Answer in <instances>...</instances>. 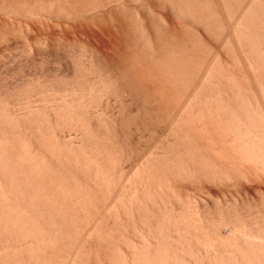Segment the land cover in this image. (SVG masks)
Returning a JSON list of instances; mask_svg holds the SVG:
<instances>
[{
    "label": "bare ground",
    "instance_id": "bare-ground-1",
    "mask_svg": "<svg viewBox=\"0 0 264 264\" xmlns=\"http://www.w3.org/2000/svg\"><path fill=\"white\" fill-rule=\"evenodd\" d=\"M0 13L31 21L40 58L63 56L0 92V264H264V0H0ZM154 126L133 154L126 135ZM181 182L246 198L211 209Z\"/></svg>",
    "mask_w": 264,
    "mask_h": 264
},
{
    "label": "rangeland",
    "instance_id": "rangeland-1",
    "mask_svg": "<svg viewBox=\"0 0 264 264\" xmlns=\"http://www.w3.org/2000/svg\"><path fill=\"white\" fill-rule=\"evenodd\" d=\"M158 7L156 6L155 8H154V11L155 12H157L158 10ZM157 10V11H156ZM4 14H1L0 13V18H1V20H0V92L2 91V90H4L5 88H13V87H15L16 85L18 86V85H20V84H22V83H24V81L25 80H28L29 78H33V76L35 75V76H37L38 74L40 75V70H42V68H43V65L45 66V59L47 58H44L43 56V58H42V60L44 59V62L42 63V60H41V58H40V56L41 55H38L37 54V52H38V50L40 51V52H38V53H41L42 51H43V49L42 48H38V50H37V48L35 49V46L37 45L36 43V45L34 44V42L35 41H37V39H34V36L31 34V33H26L27 31H26V27H25V25L27 24L26 22L28 21L29 23L31 22L30 20H27V19H25V18H23V17H19V16H13V15H10V16H7V15H4V16H6V17H4L3 16ZM11 18V20H10V18ZM151 17V16H150ZM149 17V18H150ZM6 18H8V19H6ZM151 19V18H150ZM13 20V21H12ZM2 23V24H1ZM28 23V24H29ZM19 24V25H18ZM195 27V28H194ZM184 28H186V30L184 29ZM190 28H192L191 26L190 27H183L182 29L185 31V32H187L186 34H185V37H187L186 39H187V41H188V39L190 38V36L193 34H191V32H192V30L190 29ZM193 28L194 29H198L199 31H200V27L199 26H193ZM190 29V30H189ZM2 30V31H1ZM182 32V33H185V32ZM19 32V33H18ZM189 32V33H188ZM6 34V35H5ZM28 34H30V35H28ZM27 37H25V36ZM28 35V36H27ZM187 35V36H186ZM6 36V37H5ZM59 36H61V38H64L63 37V35H61V34H59V33H57V35L56 36H54V37H52L53 38V40H54V38H56V40H55V42L54 43H60L61 42V39H60V37ZM5 37V38H4ZM33 37V38H32ZM185 37H183L184 38V40H185ZM31 38V39H30ZM41 38H43V37H41ZM57 38H58V40H60V42H57ZM6 39V40H5ZM28 40H32L33 41V51L34 52H32V50L28 53L27 52V46H26V41H28ZM63 40V39H62ZM207 41V42H206ZM7 42V43H6ZM185 43H186V41H184ZM205 42H206V44L207 45H209V47H211L210 49H211V52H210V54L212 55V54H214L213 52H215V51H219V52H216L217 54H219V55H221L222 56V58H224V59H226L228 62H229V64H230V66L233 68V69H235V70H239V69H241V71L242 70H244V67H243V69L241 68L243 65L241 64V63H239V62H236V61H233L234 59L233 58H230V56H231V53L230 52H227V50L225 51V49L224 48H222L221 46H220V42L216 39V38H212L211 39V36H209V37H205ZM25 44V45H24ZM38 47V46H37ZM221 47V48H220ZM21 48V49H20ZM26 49V50H25ZM41 49V50H40ZM224 49V50H223ZM214 50V51H213ZM59 50H57L56 51V53H58V54H56V55H54V56H50V57H48L47 59H46V63H47V61H50L49 63H48V65H50V66H46L47 67V69L49 70V69H51V67L53 66V63H55V64H57L58 62H57V60H58V58L59 57H63V56H60V54L62 55V53H60L61 51H59ZM210 51V50H209ZM221 53V54H220ZM59 57H58V56ZM16 56V57H15ZM57 57V58H56ZM232 57V56H231ZM56 58V59H55ZM51 59V60H50ZM63 59V58H62ZM52 60H53V63H51L52 62ZM61 59L59 58V61H60ZM15 62V63H14ZM232 62V63H231ZM4 64V65H3ZM42 64V65H41ZM47 65V64H46ZM35 67V68H34ZM48 67H50V68H48ZM235 67V68H234ZM57 69V65H55L54 66V68L52 67V69H51V71L53 70V71H55L56 69ZM239 68V69H238ZM55 69V70H54ZM246 69V68H245ZM247 70V72L249 71L248 69H246ZM245 70V71H246ZM50 71V70H49ZM37 72V73H36ZM37 75H36V74ZM28 77V78H27ZM30 80V79H29ZM20 81V82H19ZM3 82H4V84H3ZM22 82V83H21ZM26 82V81H25ZM7 83V84H6ZM16 85H15V84ZM15 85V86H14ZM12 86V87H11ZM3 88V89H2ZM172 99H173V97H171ZM171 100V99H170ZM172 103L174 102V101H171ZM170 102V103H171ZM171 106H172V104H171ZM171 106H170V104H169V107L171 108ZM148 128V129H147ZM150 129V130H149ZM152 129V127H146L144 130H143V128H141L140 130H139V132L138 133H142L144 136H145V138L146 137H148V139L146 138H141V140H139L140 138L138 137V134H137V132H136V134L134 133V132H129V134H127L126 135V139L128 138V139H130V140H127V143L130 141L131 142V144L132 145H138V151H139V149L142 147H146L144 144L146 143V141H148L150 144H152L153 142H154V140L153 139H155V140H157V136H158V134H157V136H156V128H155V126H154V129H153V131L155 132H153V133H151L150 131H152L151 130ZM142 130V131H141ZM141 131V132H140ZM144 132H146V133H144ZM158 133V132H157ZM196 133V132H195ZM133 134V135H132ZM149 134V135H148ZM155 134V135H154ZM132 135V136H131ZM151 135V137H149ZM153 135H154V137H153ZM134 136V137H133ZM156 136V137H155ZM196 136V135H195ZM132 137V138H131ZM139 138V139H138ZM138 140V143H137V140ZM136 140V141H135ZM143 140H144V142H143ZM133 141V142H132ZM152 141V142H151ZM148 143V145H150ZM128 144H130V143H128ZM132 145H130L129 147L133 150V148L134 147H136L137 148V146H133V147H131ZM142 145V146H141ZM139 146H141L140 148H139ZM136 148H134V150L135 151H133V154H134V152H137V149ZM134 156V155H133ZM130 163V162H129ZM129 163H127V165L129 166ZM126 165V166H127ZM131 165V164H130ZM127 166V167H128ZM126 167V169H128V171L130 170L129 169V167L127 168ZM127 171V170H126ZM191 183V184H190ZM190 183H188V182H181V183H178L179 184V186L178 187H182V188H184V189H180V190H182V192H184L185 194H187V195H195V196H198V198L200 199H198L199 200V203H200V201H202L203 203H205L203 206H205V205H208V207H210L211 209L212 208H214L215 206H217V203H223V202H234V201H232V199L233 200H236V201H238V200H240L242 197H245L246 195H244V193H243V191L242 190H240V187H237V186H213L212 188H213V190L215 191V194H214V196H205L206 194H204L205 192L203 191V190H201V189H203L202 187H201V185L198 183H195V184H193V182H190ZM200 185V186H199ZM199 187H201L200 189H199ZM227 187V188H226ZM234 188H238V189H234ZM234 189V190H233ZM201 190V191H200ZM203 191V193H201ZM238 191V192H237ZM241 192V194H239ZM242 195L241 196V198L240 197H238L239 195ZM252 195V196H251ZM258 194H256L255 192H253V191H251V193H250V196L249 195H247V198L249 197V199H254L256 202H260V200H261V198H259L260 197V194H259V196H257ZM252 197V198H251ZM232 198V199H231ZM240 198V199H239ZM246 198V197H245ZM245 198H244V200H245ZM216 201H215V200ZM238 199V200H237ZM223 201V202H219V201ZM254 200H251V201H254ZM259 200V201H258ZM214 201V202H213ZM201 202V203H202ZM200 203V204H201ZM202 203V204H203ZM91 262H92V264H93V261L91 260ZM94 264H95V262H94Z\"/></svg>",
    "mask_w": 264,
    "mask_h": 264
}]
</instances>
